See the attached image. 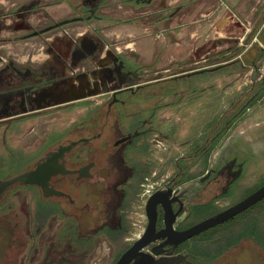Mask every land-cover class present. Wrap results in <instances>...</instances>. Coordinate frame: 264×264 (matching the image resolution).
<instances>
[{
	"label": "rangeland",
	"instance_id": "374dc122",
	"mask_svg": "<svg viewBox=\"0 0 264 264\" xmlns=\"http://www.w3.org/2000/svg\"><path fill=\"white\" fill-rule=\"evenodd\" d=\"M251 3L253 12L250 14L253 19H248L250 27L262 16L261 10L264 6V0H252ZM70 13L71 10H68L64 14ZM73 21L64 19L62 25H68L70 28L69 26ZM49 24L52 27L50 29L59 25L55 21ZM50 31L52 30H49L47 35L50 40H48V47L45 49L47 54L54 52L52 46L55 44V38L54 33H49ZM246 31L245 27L242 30V26H239L237 39L241 46L238 49H233L232 54L222 56L214 62L223 63L232 57L234 58V56L241 57L251 42L250 39L243 40ZM62 33L63 40L68 42L64 51L68 53L73 43V34L70 29L62 31ZM42 38L44 35L32 33L24 38L16 39L19 44L32 42L31 52H35L36 56L33 63L23 60L22 55L20 58L17 56L13 58L11 55L7 56L6 51L0 50V103L10 99L16 105L20 100H25L27 103L25 111H30L29 114L25 115L29 117L25 120V124L7 132L6 141L3 138V131L0 130V178L2 179L13 176L20 171V168H24L29 159L23 158V156L33 157L36 147L53 129L62 133V142H67L95 132L94 129H84L89 122L94 121V118L100 122L104 120L103 117L100 118L101 116L97 112L87 110L85 107L75 108L72 111H67L66 108L61 110V107H65L73 101L87 102L88 107L103 105L114 89L140 82L139 77H126L123 72L115 68L113 64L115 50L111 45L105 56L101 57V64H92V67L85 69V72L93 70L96 73L95 76L84 77L89 88L93 89L94 86L99 85L96 92H91L87 87L81 85V81L77 77H71V74H63L59 77L53 63L45 65L40 62L42 52L38 40H42ZM82 45L86 44L82 43ZM94 46L96 48L92 51L93 56L99 58L98 56H102L103 53L101 36L97 37ZM19 47L22 48V45ZM239 61L236 66L230 64L233 66L232 68H228L230 65L224 66L207 74H195L173 81L168 80L156 85L157 87H153L160 104L162 101L159 97L162 91L172 90V88L176 91L173 107L160 108L157 111L158 122H163L160 126L161 131L171 134L169 142L159 143V147L152 152L154 169L151 173L157 172V183H161L162 178L172 175L178 169L174 159L181 156H185V161L181 163L186 168L193 173H199L203 169L204 158H202L203 155L201 157L195 154L198 152V145L200 144L206 145L204 154L206 167L210 168L214 165L219 167L220 163L216 162L215 164L214 161L221 151L220 142H216L221 130L231 123V118L236 113L244 111L241 117H238V120H244L246 114H252L261 109L262 100L261 98L257 99V96L260 92H264V55L260 56L256 66L246 67L241 65L243 62L247 64L245 59H239ZM211 62L208 61V63ZM210 66H214V64L206 66L201 62L191 66L186 64L175 65L167 72L148 71L149 77L147 78H170L184 72ZM72 68L75 69L76 67ZM100 72H105L109 77L104 80L100 76ZM73 73L76 72L73 70ZM24 79H29V82L36 85L33 88H15V90L3 92L6 88L5 83L9 86L17 85ZM40 79H42L41 82H39ZM62 93H68V96H60ZM40 94H43V100L35 103L33 99ZM255 98L257 99L256 103L250 106L249 103ZM165 101L166 99H164ZM32 108L36 111H33ZM18 112L21 111L16 110L2 116L17 114ZM80 125L84 127L78 128ZM98 145H100L99 140H92L88 144L78 145L72 151V153L81 154L87 151L88 155L85 159H95L97 165L92 170L94 176L84 180V183L79 184V186L72 182L74 180L72 176H68L67 181L72 182L71 184H74L75 187L69 183H66L65 186H57L75 201L73 205L61 197L48 200L47 203L45 202L46 204H44V200L40 203L41 193L38 188H31L19 183L14 184L5 193L0 202V264H112L121 252L130 245L133 241L132 238L135 237L130 234V216L135 212L141 213L143 211V200L148 193L147 190L151 189L152 178L149 175L150 182H146L143 187L145 193L141 199L138 200L136 197L137 200L132 199V203L126 204L127 208L121 209L122 206L113 199L114 191L110 188L108 191V186L112 187L113 182L105 181L104 188L101 184L97 185L103 180L99 171L106 168L107 165L103 160L108 158L107 151L111 147L106 145L108 150L105 148L95 151ZM238 183L239 187L232 189L227 199L224 197L222 200L219 199L218 205L215 201L210 200L214 195L211 191L207 192L206 196L203 195L201 201H210L202 205L195 216L200 217V219L208 218L217 213L220 206L233 205L263 185L264 159L257 162H246ZM105 193L107 196L104 200L102 194ZM84 201H88L92 205L83 213L81 212L82 214L77 215ZM99 203L100 207H98ZM40 204L43 208H47L44 213H40L38 210L42 208ZM54 205L55 209L53 208ZM101 208L104 210H100ZM102 212H104L106 220L110 221H119L120 217L125 215L127 219L125 236L114 238L115 234L111 233L110 239L108 234H96L94 229L97 228L96 225L99 221L101 222ZM257 222L264 230V198L234 217L201 233V235H207L205 244L207 255L203 262L205 264H233L236 249L240 245H245L246 241H241L235 247H229L230 241L234 238L235 233L237 234L241 230L258 232ZM109 227L113 228L114 223H111ZM105 242L110 246H108L109 251L104 247Z\"/></svg>",
	"mask_w": 264,
	"mask_h": 264
},
{
	"label": "flooded vegetation",
	"instance_id": "af4514ba",
	"mask_svg": "<svg viewBox=\"0 0 264 264\" xmlns=\"http://www.w3.org/2000/svg\"><path fill=\"white\" fill-rule=\"evenodd\" d=\"M247 39H250L251 41V46L249 48V56L251 58L250 63L251 65L256 66L257 62L260 60V56L262 54L264 55V6L262 10V16L258 19V21L254 22L251 30L249 31ZM118 61L119 63L116 62V64L113 62L116 69L118 68V70L123 72L126 77H139L140 82L136 83L135 85L129 84L125 87L114 89L103 105L85 107L87 110H93L94 112H97L98 115L101 116L100 118L103 117L104 119L101 122L96 121V123H94V125L96 126V131L67 142L57 141L54 143H48L49 138L47 137V135L45 139L36 147V152L33 157L29 155L23 156V158L25 157L29 160H27L25 167L15 175L33 169L36 162L43 160L48 152L55 151L59 145H66L71 141H77L81 138H86L87 140L85 142L79 141L68 152H66L64 154L63 164L66 169L77 170L92 163L90 168L88 169L89 174L80 178L78 172L66 175H53L49 179V185L54 187L55 189L61 190L57 188V186H65L66 183H69L67 181L68 176H72L74 178L72 182H74V184L77 186H79V184L81 183H84V180L91 179L94 176L92 170L97 165L95 159L86 160L85 158L88 155L87 151H84L83 154L78 152L72 153L74 148H76L78 145L88 144L92 140H99L100 142V145L97 146L98 148L95 151L99 149H105L107 147L106 145L111 146L109 150L108 148H106V150H108V158L106 160H103L107 166L105 169L102 168L99 171L101 172V177H103V180L100 182H96H98L97 185L101 184L103 188L105 181L108 182L109 180L110 182H113L112 187L108 186V191L109 188L114 191L113 199L116 200L115 202L117 204L122 206L121 209L127 208L126 204L132 203V199H136V197L138 200L141 199V197L145 193L143 187L145 186L146 182H150L149 175H151V189L147 190L148 193L143 200V211L141 213L135 212L130 216V234L135 237L132 238L133 241L130 243V245L121 252L122 254L133 244L136 239L141 237L146 228L148 220L145 212V205L150 195L158 190H166L167 188L172 189V193L171 195H169V199L172 200L171 207L173 212L179 211V213L175 217L173 228L178 231L184 230L206 219H200V217L195 216L197 210L202 205H205L210 200L215 201V203L218 205L219 199L222 200V197H224V199H227L230 196L231 190L235 187H239L238 182L240 177L242 176L244 167L246 166V161L239 160V157L233 156L228 161L220 164L219 167L214 165L213 167L207 168L204 157L206 145L200 144L202 146L198 145V154H195L200 155L201 157L203 155L202 158H204L202 162L203 169L200 170L199 173H193L192 171H190V169L186 168L181 163L182 161H185V156H181L174 159L176 160L175 164L178 169H176L172 175H168L165 176V178H162L161 183H157V172L151 173V171L154 169V156L152 155V152H154L155 149L159 147V143H163L164 141L169 142L171 138L170 133L167 134L161 131L160 126L163 122H158L157 111L160 108L173 107V99L176 95V91L174 90V88H172V90L166 89L165 91H162L159 97L160 101H162V104H160V102H158V95L154 93L153 87H157L156 85H159L161 82L163 83L164 81H168L171 78L177 79L185 76L175 75L170 78L164 79L147 78L149 77L147 75L148 71H144L143 73H141L140 71H136L135 69H133L131 64H129L121 57H118ZM75 72L76 73L71 74V77H77V79L90 75L87 74L86 76L85 74L87 72H85V70L75 69ZM105 72H107V70H105ZM105 72H100V76L103 77L104 80L106 79V77H109L105 74ZM95 75L96 73H93L90 76ZM61 76L63 75H59V77ZM28 80L29 79H24V81L21 80L20 83H18L17 85L12 84V86H9L5 83L6 88L3 90V92L15 90V88H33L36 84L33 82H29ZM41 81L42 79L39 80V82ZM21 82L24 83L21 84ZM81 85L87 87L91 92H96V88L99 87L98 85L94 86L93 89H91L89 88L87 81H81ZM69 92H71V90H69ZM62 94H60V96ZM164 99H166L165 102ZM42 100L43 94L41 99L39 98V95L38 97L33 99L35 103L41 102ZM74 102L78 101H73L72 103ZM26 107L27 103L25 102V100H20V102H18L16 105L12 103L10 99H6L5 101H3V103H0V130L3 131L4 141H6L5 136L7 132L18 128L20 125L25 124V120L29 118L28 116H25L30 112L25 111ZM63 108L64 107H61V110ZM32 109L33 111H36L34 108ZM16 110H19L21 112H18L17 114L2 116L3 114L11 113ZM94 119L96 120V118ZM81 127L82 125L78 126V128ZM59 161L61 162L60 159ZM72 182H70L69 184H71ZM74 184L71 185L75 187ZM25 186L38 188L41 193L40 195L42 199H40V203H42L44 200V204H46L48 200L60 197L65 198V200L67 201H70L72 205L75 203V201L72 200L71 197L63 190L61 191H63L65 195L46 197L43 196L42 190L39 186ZM10 188H8L5 193ZM209 191L214 194L212 195L213 197H211L209 201H201V197L203 195L206 196L207 192ZM5 193L2 196L0 202L5 196ZM106 196L107 193L102 194L104 200L106 199ZM91 205L92 204H90L88 201H84L81 204L80 211L77 215L82 214L84 211H86V209H89L88 207H90ZM98 207H100V203L98 204ZM221 207L222 206H220L219 211L229 206H224L222 208ZM50 208L48 209L50 210ZM53 208L55 209V205ZM103 208H101L100 210H102ZM38 210L40 213H44L47 208L42 207ZM126 220L127 219L125 215H122L119 221L106 220V218L104 217V212H102L101 222L99 221V223L96 225L97 228L94 230L96 231V234H108V237L110 238L111 233H114V238H120L122 236H125V234L127 233V228L125 226ZM111 223H114L113 228L109 227ZM257 226L259 228L257 233L250 231L247 232L243 230L239 231L237 234L235 233L234 238H232V240L230 241L229 247H235L241 241H246V244L240 245L239 248L236 249L233 264H264V230L262 229V227H260L261 225L258 222ZM164 227L165 208L163 207V205L158 204L156 215V232L160 229H163ZM203 231L193 235L183 242L178 243L175 247L170 244H165V238H156L154 242L145 247L143 251L150 252L151 247L155 246L160 250V253L158 255H155V257L181 254L185 257V259L179 264H202L207 255L205 248L207 235H201ZM106 242L104 247H106L109 251L110 246L109 244H107L108 242ZM203 264L205 263L203 262Z\"/></svg>",
	"mask_w": 264,
	"mask_h": 264
},
{
	"label": "crops",
	"instance_id": "0c3cea01",
	"mask_svg": "<svg viewBox=\"0 0 264 264\" xmlns=\"http://www.w3.org/2000/svg\"><path fill=\"white\" fill-rule=\"evenodd\" d=\"M251 1L0 0V50L13 58L22 55L23 60L33 63L36 56L31 52L32 42L19 44L16 39L32 33L42 34L44 38L38 40L42 52L39 60L45 65L53 63L58 75L73 74L75 69L85 70L92 64H101V57L111 45L115 50V64L121 57L141 73L151 70L167 72L175 65L191 66L201 62L206 66L216 65L220 63L214 61L232 54L233 49L241 46L237 39L239 26L247 30L243 39L247 40L252 27L248 19H253ZM68 10L71 13L65 15ZM64 19L74 20L70 28L62 25ZM52 21L59 24L54 29H50ZM67 29L73 34L68 53L64 51L68 42L63 40L62 33ZM49 30H52L49 33H54L55 44L52 46L54 52L47 54ZM99 36L103 53L94 58L92 51ZM250 46L251 42L241 57L234 56L225 62L245 59L247 64L242 61L241 65L253 66L250 63ZM88 73L95 72L89 70L85 75ZM207 73L210 72L204 74ZM79 79L85 82L84 77ZM261 100V109L246 114V119L238 120L239 113L231 118L232 123L223 133L220 155L215 164H222L233 156L246 162L264 159V95Z\"/></svg>",
	"mask_w": 264,
	"mask_h": 264
},
{
	"label": "water",
	"instance_id": "95a60500",
	"mask_svg": "<svg viewBox=\"0 0 264 264\" xmlns=\"http://www.w3.org/2000/svg\"><path fill=\"white\" fill-rule=\"evenodd\" d=\"M228 63L229 62H225L210 67L198 68L182 73L178 76H192L205 72H213ZM86 140V138H81L77 141H71L66 145H59L55 151L48 152L43 160L36 162L33 169L21 172L9 178H0V200L5 191L16 183L22 185H37L41 188L43 196L46 197L65 195L63 191L50 186L49 179L51 176L56 174L66 175L78 172L79 178L89 174L88 169L92 163L77 170L66 169L63 164L64 154L79 141L85 142ZM171 193L172 189L167 188L166 190H158L149 196L145 205V212L148 222L143 234L141 237L136 239L133 244L127 248L113 264H179L183 262L185 257L181 254L155 257V255L160 253V250L155 246L151 247L150 252H144L143 249L154 242L156 238H165V244H170L175 247L178 243L187 240L193 235L234 217L238 213L246 210L264 198V184L237 203L230 205L229 207L200 221L199 223L180 231L173 228L175 217L179 211L173 212L172 210V200L169 199V195H171ZM158 204L163 205L165 208V227L156 232V215Z\"/></svg>",
	"mask_w": 264,
	"mask_h": 264
},
{
	"label": "trees",
	"instance_id": "16d2710c",
	"mask_svg": "<svg viewBox=\"0 0 264 264\" xmlns=\"http://www.w3.org/2000/svg\"><path fill=\"white\" fill-rule=\"evenodd\" d=\"M239 60H235V61H232V62H230V63H228V64H225L224 66H227V65H230V64H235V63H237ZM175 78H171V79H169V80H171V81H173ZM264 95V92L262 91V92H260L259 94H258V98L257 99H260L262 96ZM256 98L255 99H253L250 103H249V105L250 106H252V105H254L255 103H256V100H257ZM88 104H87V102H83V101H78V102H74V103H71V104H69V105H67V106H65L64 108H66V110L67 111H72L73 109H75V108H82V107H86ZM244 113V111L243 112H241V113H239L238 114V117H241V115ZM94 123H96V120L94 119V121L92 120L91 122H89V124L87 125V127H84V129H89V130H92V129H94V130H96V126L94 125ZM231 123H232V121H231ZM230 123V124H231ZM230 124L228 125V126H225L226 128L227 127H229L230 126ZM82 127V128H83ZM226 128H224V129H222L221 130V132L219 133V135H218V137H217V141L216 142H221V139H222V136H223V133H224V131L226 130ZM86 135V134H85ZM61 136H62V133L61 132H57V131H55L54 129L48 134V138H49V141H48V143H54V142H59V141H61ZM82 136H84V135H82ZM16 159H17V157H16ZM19 159V158H18ZM19 160H21V161H23L22 159H19ZM206 161V160H205ZM23 162H26V161H23ZM27 163V162H26ZM23 168H20V170H22ZM18 171V170H17ZM17 173V172H16ZM257 233V232H256Z\"/></svg>",
	"mask_w": 264,
	"mask_h": 264
},
{
	"label": "bare ground",
	"instance_id": "6f19581e",
	"mask_svg": "<svg viewBox=\"0 0 264 264\" xmlns=\"http://www.w3.org/2000/svg\"><path fill=\"white\" fill-rule=\"evenodd\" d=\"M68 93H69V92H68ZM68 93H66V94H62L61 96L66 97V96H68ZM39 98H40V99L42 98V94L39 95Z\"/></svg>",
	"mask_w": 264,
	"mask_h": 264
}]
</instances>
